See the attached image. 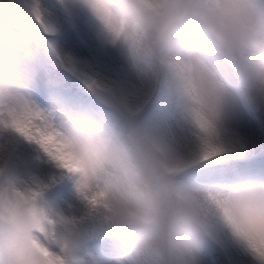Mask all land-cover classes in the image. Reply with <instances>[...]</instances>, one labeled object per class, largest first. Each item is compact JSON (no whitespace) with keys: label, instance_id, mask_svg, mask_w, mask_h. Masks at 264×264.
<instances>
[{"label":"clouds","instance_id":"obj_1","mask_svg":"<svg viewBox=\"0 0 264 264\" xmlns=\"http://www.w3.org/2000/svg\"><path fill=\"white\" fill-rule=\"evenodd\" d=\"M131 71L166 65L176 75L197 119L219 102L212 66L189 51L185 39L198 34L244 79L253 96L264 97V0H81ZM5 7L7 5L5 4ZM45 42L31 17L0 23V116H23L35 107L31 91L38 79L52 90L49 118L72 153L74 187L102 193L90 215L107 229L110 264H197L207 225L219 224L233 239L248 232L235 207L239 187L223 207L214 189L188 192L166 171L169 160L150 143L135 146L100 123L86 108L59 93L61 82L46 63ZM10 135V133L8 134ZM264 191V185H252ZM81 197V196H80ZM42 212L55 213L41 205ZM37 237L25 210H0V264H41ZM258 239V238H257Z\"/></svg>","mask_w":264,"mask_h":264},{"label":"rangeland","instance_id":"obj_2","mask_svg":"<svg viewBox=\"0 0 264 264\" xmlns=\"http://www.w3.org/2000/svg\"><path fill=\"white\" fill-rule=\"evenodd\" d=\"M51 1L55 4H59V6L63 8L62 10L66 13L64 16L57 11L47 9L42 5L41 1L38 0L41 5L40 10L44 17V21L51 29V35L47 38V43H45L44 47V51L47 55L46 62L50 63L48 64L51 65L48 67L49 70L54 73V77L61 82L60 88L62 89L63 85H77L79 83L77 73L79 72H90L98 76H103L116 86L119 95L128 103L126 106H118L109 102L111 100L110 97L106 98V103L113 105L115 107V112L118 110V112L122 115V120H113L112 118L110 119V116L106 111L101 112L99 118L104 119V122L107 125L106 127L117 132L122 138L131 141L135 146H138L137 143H135L134 140L129 137L131 132L138 134V137L142 141L141 144L147 142L160 150V145L156 142L157 137H155L153 132L150 130L151 127L158 129V126H153L156 124L155 122H152L151 119L148 120L147 118L144 122H141L140 119L138 124L133 126L132 131L131 127L128 129L127 126H130V117L134 116L143 106V102L147 97L146 95H149V93L152 92V87L154 88L153 91L156 97L159 95H164L166 93L163 87L164 79L167 80L170 79V77H175V73L173 71H171L173 72L171 73V69L166 65H156L151 70L146 71L149 73V75L146 72L144 73L143 71H138L141 73V76H143L142 74H146V76L149 77L146 78L148 80L147 87L144 86V83L146 84V82L141 79H124L125 82H119V78L116 79V77L112 76V71L115 70L116 67H114L115 69L110 68L109 70V67L106 65L107 63L104 59L101 65L100 60L102 61V59H97L95 56H93V54L86 50L85 47L82 46L83 42L81 40H83V38L81 39V25L77 19L75 20L71 17H73L74 12L79 13L81 16H88L90 18L93 17L88 12V10L82 6L81 0L76 1L81 4L83 11L69 4L66 0ZM34 2H37V0H0V23L16 25L21 20L26 19L28 17L27 10L31 8ZM5 4L7 7H5ZM20 10L24 11L26 14H21ZM191 36L196 38V40L199 42L198 44H194H196L206 53L211 54L216 64L214 66L218 68V72L220 74L223 75L218 66L223 68L225 73L227 71L231 76L235 75V72L237 73V71L226 60L215 54L213 49L204 40V38L195 33H193ZM49 45L51 47H49ZM66 62L70 65L67 66ZM103 65L108 68L105 69ZM69 67H71L70 70ZM71 72L74 74L72 77L69 76ZM138 72L135 71L134 73L140 75ZM216 77L217 76H215V79L217 81ZM235 79H238L239 82H242L240 83V86L234 83L235 89L231 88L225 90L220 87L223 93L225 92V95H228L232 101H228L226 96L221 93L219 95V99L238 110L239 113L237 111L235 112L240 114L238 120L241 128V134L245 135L248 141H253L254 145L256 146V153L260 149H264V97L251 95L247 90L242 76L235 77ZM40 80L41 91L36 89V91L39 92L37 93L32 90V100L41 110L43 109L44 104V108H47L49 113L46 110L42 111H44L47 115H51V118H53L55 114L51 112L50 108V95L52 94V90L45 86L43 78ZM178 89L182 90V86H178ZM61 96L67 99L66 94ZM172 96L175 97V95ZM184 138L188 142L191 140L190 143H192L191 138L187 136ZM8 152L15 154L14 159H10L5 155V153ZM230 154V152H227L223 156L230 159ZM261 154L262 152L257 153V155ZM27 162L31 164L30 167H25ZM173 164L174 163H170L171 167L174 169L170 175V179L176 187L182 189L183 186L189 185V179L193 178L194 175L197 174V167L195 168L193 166L194 161L191 162L190 160H186L178 166L187 168L183 171H180L182 168L176 170V167L173 166ZM182 164L186 165L183 167ZM262 167L263 164L261 165V171L264 172ZM0 170L5 171L7 175L14 177L18 181H39L45 183V192L48 191L55 200V202H53L55 209H53L52 212H54L56 215L65 216L73 221L70 229H62L63 232H66L70 245L75 243L86 244L81 249V253L85 255L74 256L75 264H102L100 261V258L103 257L100 256L103 255L101 252V246H103V248L108 252H111L109 234L104 225L90 215L86 202L79 196L74 187V176L72 174L57 169L55 165L50 160H48V158L41 151L38 150L37 146L28 144L23 140H16L13 144L11 139L2 140V142H0ZM60 175H62V177H59ZM183 175L190 176V178L187 179L188 181L186 180L187 183L182 182L183 178L181 179L180 177ZM249 176L250 175H248V177ZM65 182H68V185H65ZM217 183H219L216 184L218 188L231 189L234 186L232 184H225L223 180H220ZM63 189L64 191L62 192ZM184 190L188 192H194L190 187H186ZM219 228L221 229L219 230ZM222 231V226L220 227L219 224L215 225L208 237V240L210 242H219ZM89 251H92V253H89ZM242 255L243 258L248 262V257L244 253H242ZM98 256L100 257L98 258ZM103 258L106 259V256ZM68 264H70L69 258ZM236 264H240L239 258L237 259Z\"/></svg>","mask_w":264,"mask_h":264},{"label":"snow or ice","instance_id":"obj_3","mask_svg":"<svg viewBox=\"0 0 264 264\" xmlns=\"http://www.w3.org/2000/svg\"><path fill=\"white\" fill-rule=\"evenodd\" d=\"M141 2L146 3V0ZM40 9L41 5L37 0L27 10V15L38 24L40 35L47 43L51 29L45 23ZM107 66L120 67L113 62H108ZM77 76V85L64 87L67 100L73 105L92 109L97 113L107 110L106 98L109 97L111 103L118 106L127 105L128 102L119 95L116 86L103 76L90 72H79ZM197 122L202 130L211 132L205 115L198 114ZM6 139H11L13 144L16 140H23L35 145L57 169L67 173L74 170L72 153L65 151L69 145L63 139V134L37 105L29 107L23 116L12 112L8 113L7 119L0 116V142ZM215 152L216 149L210 144L206 145L204 158L214 155ZM5 155L10 159L15 156L11 152ZM173 170L171 165L166 166L169 176ZM45 187L43 182L18 181L0 170V210L6 209L12 213L22 208L31 217L37 231V237L32 243L42 257L41 264H67L70 242L62 229H70L73 221L62 215L52 217L42 212L41 196ZM214 192L217 206L231 219L229 210L223 206L232 198V193L225 188H216ZM80 196L91 206H96L103 198L102 193L89 195L87 191H80ZM235 207L246 221L248 232L240 235L239 239H233L223 228L219 242H210L208 237L215 225H207L197 264H236L238 258L240 264H248L242 253L249 254L256 264H264V191L252 185L240 186L235 193ZM101 252L106 258H112L111 252L103 246Z\"/></svg>","mask_w":264,"mask_h":264},{"label":"bare ground","instance_id":"obj_4","mask_svg":"<svg viewBox=\"0 0 264 264\" xmlns=\"http://www.w3.org/2000/svg\"><path fill=\"white\" fill-rule=\"evenodd\" d=\"M39 1H41L42 5L47 9L57 11L64 16L66 15L65 11L62 10L63 8H61L59 4H55L51 0ZM66 1L77 9L83 11L81 4H79L76 0ZM73 14V17L71 18L75 20L77 19L81 25L82 37H80L81 39L83 38V40H81L83 42L82 46L85 47V49L93 54V56H95L97 59H102V61L100 60L101 65L105 60L107 64L108 62H113L116 65L120 66L116 67V69L112 67L115 69L113 71L111 70L112 76L116 77V79L119 78V82H125L124 79H141L146 82V84L144 83V86L147 87L148 80L146 78L148 76H146V74H142L143 76H141V73L137 71L140 74L138 75L128 69L129 67L126 63L125 57L120 50H118L110 43L103 29L94 18L81 16L79 13L75 12ZM203 58L205 59V57ZM212 64L216 65L215 63ZM104 68L106 69L108 67L104 66ZM171 71L172 70H170V72ZM212 71L214 72V75L217 76L216 78L221 94L225 95V92L223 93L221 88L225 90L231 88L235 89L233 83L226 82V80L223 78V75L218 72V68H212ZM147 74L149 75V73ZM163 83V87L166 93L163 95V99L156 108L155 112H152L149 115L150 117H148V120L151 119L152 122H155L156 125H152L158 126V129L151 127L150 130L153 132L155 137H157L156 142L160 145V151L163 152L170 163H174L173 166L176 167V170L182 168L178 166L184 161H194L193 166L195 168L197 167V174H195L191 179L188 178L189 185L192 186L194 192H200L205 189L218 188L216 184L219 183L217 182L223 180V178H225L229 173L234 175L242 174L246 175L247 177L248 175H250L248 177V181L258 180L264 183V172L261 171L262 164L258 165L261 159H254L255 157L260 156L257 155V153L262 152V150L260 149L255 153L256 146L254 145L253 141H248L245 135L241 134V128L238 120L240 114H238L239 112L235 107L229 106L226 102L219 99V102L214 107V109L211 110L208 115H205L211 128V132L208 133L201 129L199 123L197 122V119L194 117L192 110L188 105L183 91L178 89V86L181 85L177 77H170V79L167 80L164 79ZM34 87L38 89V91H41L40 79L36 81ZM172 95H175V97H173ZM226 98L228 101H232V99L228 95L226 96ZM235 111H237L238 113H236ZM185 136L191 138L192 143H190L191 140L190 142H188L184 138ZM209 144L216 149V152L214 155H210L205 159L204 157L206 145ZM227 152L231 153L229 156L230 159L223 156ZM237 161H244V166L241 165V167H239L238 169L231 168V171H229L228 169H223L224 162ZM185 165L186 164H182L183 167ZM185 169L187 168H182V170L180 171H183ZM186 176L189 175H183L180 177L181 179L183 178L182 182L184 183H187V179H184V177ZM220 229L221 228H219V230ZM244 254L248 257V264H256L254 259L249 254ZM111 260L112 258H100L102 264H110Z\"/></svg>","mask_w":264,"mask_h":264}]
</instances>
